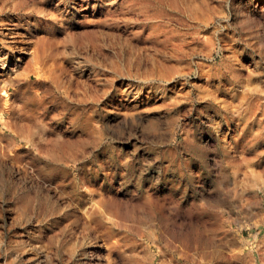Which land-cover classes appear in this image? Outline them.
<instances>
[{"label": "rangeland", "instance_id": "obj_1", "mask_svg": "<svg viewBox=\"0 0 264 264\" xmlns=\"http://www.w3.org/2000/svg\"><path fill=\"white\" fill-rule=\"evenodd\" d=\"M0 264H264V0H0Z\"/></svg>", "mask_w": 264, "mask_h": 264}, {"label": "bare ground", "instance_id": "obj_2", "mask_svg": "<svg viewBox=\"0 0 264 264\" xmlns=\"http://www.w3.org/2000/svg\"><path fill=\"white\" fill-rule=\"evenodd\" d=\"M3 91V90H2ZM5 93V92H4ZM3 98V97H2ZM27 144V143H26Z\"/></svg>", "mask_w": 264, "mask_h": 264}]
</instances>
